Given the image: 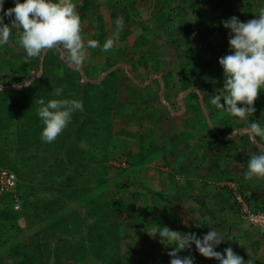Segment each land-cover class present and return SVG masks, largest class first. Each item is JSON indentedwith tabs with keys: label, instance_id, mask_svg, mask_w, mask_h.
<instances>
[{
	"label": "trees",
	"instance_id": "1",
	"mask_svg": "<svg viewBox=\"0 0 264 264\" xmlns=\"http://www.w3.org/2000/svg\"><path fill=\"white\" fill-rule=\"evenodd\" d=\"M111 1L112 8L115 10L121 7L122 12V15L111 17L112 21L119 22L123 19L127 24L134 19H142L143 11L140 9L139 0ZM220 1L222 0H153L156 15H149V23L144 20L137 22L143 28V32L134 40V46L149 43L147 32L154 30L157 36L164 33L170 37L172 53L181 60L179 77L175 76L172 68H169L171 59L157 58L153 64L154 74L161 78L162 86L168 90L167 95L165 92L168 96L166 99L171 100V93L175 96L170 106L162 95L164 92H155L159 103L164 107L173 106L172 108L176 110L178 101L176 98L189 101V110L186 111L191 114L186 116L185 130H182L180 138L175 140V147L170 146L169 153L172 158H169V153L161 145L149 142L141 145L140 151L127 153L129 158L124 157V160L129 168L112 164L111 157H115L121 149L118 145L114 148L112 142L116 135L113 130L114 120L123 114L119 109L122 103L119 100L121 96L130 95L143 87L144 92H140L141 97H144L143 102H148L149 105L154 103L151 99L152 94L147 93L150 89L145 82L139 83L130 74H123L125 81L122 80L123 76L120 73L122 67L118 62L110 60L104 69L99 70L100 72L94 76L93 72L97 70L94 65L90 64L89 70L84 73L80 68L69 65L63 52L57 47L43 51L39 57L31 59L19 57V64L23 65L21 73L16 68L18 65L16 62L8 66V81L15 87L0 90V167L3 168L0 172L7 170L15 173L17 184L14 190L0 195V248L10 242L11 237L8 236L10 231H15L16 235L23 231L19 218L32 216L36 219L42 216V213H46L51 220L48 228L39 229L27 241L18 239L15 245L1 252L0 264H64L67 248L71 244L72 248L73 246L81 248L77 252L78 258L87 259L89 263L129 264V256L146 257L149 254L146 244L150 241L156 243L160 241L159 234L153 238L146 231L151 227L167 225L176 231L196 233L200 238L210 228H215L228 238L236 222L237 224L239 221L244 222L240 216L241 206L234 199L235 191L229 183L218 188L216 193H211L209 198L203 195L204 190L201 195L191 193L195 181L202 178V185L205 187L212 178L218 181L225 176L224 171L212 158L210 164L204 166L208 145L212 147L217 145L222 152L220 155L226 152L232 156L240 148L241 154L246 152L247 144L253 147V151H258L260 144L264 147V140L253 138L248 130L249 123L256 120L255 116L248 115L249 120L243 117L245 119L241 121V117H234L227 110L217 109L210 103L215 93L213 87L221 88L224 85V70L219 63L220 54H215L213 47L202 60L201 46L205 42H198L197 36V27L201 25L206 29L208 36L213 35L217 31V23L225 20L227 14H234L241 21H246L247 14L250 17L257 16L258 12L253 13L252 8L255 5L264 6V0L256 4L252 0H225L226 2L221 5L224 13L222 9L218 10ZM92 5L95 13L97 12L93 40L102 41L108 35V39L114 38L117 28L111 26L110 34L107 32L110 17H106L105 22L103 14L99 11L102 8L101 2L92 0ZM231 5H234L233 8ZM215 7L214 11L211 10ZM152 22L154 26L151 27ZM135 26L121 27L117 42L127 40ZM229 52L230 50L224 55ZM96 53H101V49H96ZM40 60L43 62V73L33 77L32 71L39 70ZM144 60L140 57L134 64ZM163 66H167V69L162 71ZM3 82L6 81L0 78V83ZM56 88L63 89V98L78 99L83 102L84 107L82 111L73 113L63 132L53 142L48 143L41 139L43 125L37 115L39 107L37 101L40 98L46 101L57 98L52 95ZM257 101L261 104L260 113H263L259 122L264 124L262 90L254 104ZM238 106H241L240 102ZM257 111L260 110L256 109L255 112ZM207 117L211 122L214 117L218 121V127L211 128ZM236 129L241 134L238 137H231L228 144L219 137ZM202 131L204 132L201 134ZM117 133L130 137L135 135L125 128H121ZM195 134L199 141L200 137L204 138L200 148L196 147L194 144L196 142L190 140ZM180 145L181 156H185V153L192 149L196 154L176 162L174 158H177L178 154L176 156L174 154L173 157V151ZM226 145L229 146V152L224 149ZM158 158L163 160L162 165L171 168L170 188L158 190L149 184L141 189L130 190L132 180L130 182L128 179L132 177V173L143 169ZM202 169L205 170L201 172ZM187 171L190 172L189 175ZM134 178L139 179L136 175ZM166 181L167 179L163 178L161 183ZM112 184L117 187L116 192L110 190ZM127 192L138 200L145 199L140 209L142 216L140 213L135 215L134 212H128L125 218L123 217L125 209L114 206L113 202L118 195ZM256 195L255 190H252L251 196L247 194L243 196L252 210L264 211V198L256 200L254 197ZM178 196L180 201L177 199L173 201V198ZM16 197L21 202L19 209L14 207ZM189 200H194V204L188 211L183 203H188ZM75 201L82 202L80 207H89V211L71 206ZM172 204L181 207L176 208L173 213ZM158 206L162 207L160 211H157ZM132 207L135 208V203ZM197 209L201 218L184 223V217ZM127 227H132L133 235L140 240L137 242L140 247L122 251L121 238L128 232ZM251 227L264 234L261 228ZM57 233L68 236L59 240L55 238ZM164 245L166 248L162 254L140 264H170V251L166 249L169 246L174 249L175 244ZM178 254L192 255L194 264H219L217 260L214 263L210 262L209 258L200 254L194 243L191 249H182ZM238 255L244 260L249 257L243 252ZM256 262L262 263L259 260Z\"/></svg>",
	"mask_w": 264,
	"mask_h": 264
},
{
	"label": "rangeland",
	"instance_id": "2",
	"mask_svg": "<svg viewBox=\"0 0 264 264\" xmlns=\"http://www.w3.org/2000/svg\"><path fill=\"white\" fill-rule=\"evenodd\" d=\"M225 0L220 1V6L218 5V10L222 9L223 13L225 10H223V7H221V5L223 4ZM251 1V0H249ZM254 2V4H256L258 1L260 0H252ZM153 0H139V6L140 9L143 11V17L142 19L139 20H144L147 21L149 23V15L153 14L156 15V12H154V4L152 3ZM226 2V1H225ZM224 2V3H225ZM227 5H229V3H226ZM232 4V3H231ZM234 5H231L230 7L233 8ZM109 7L108 11H101V13L103 14L104 18H105V22H107V18L106 17H110V21H109V28L111 29L112 27H116L117 28V24H118V20H114L112 21L111 17L114 18L115 16H119L122 15L121 12V7H119L118 9H113L112 5L107 6ZM260 7L258 6H254L252 8L253 13H257L258 9ZM215 8H212L211 10H215ZM152 11V12H151ZM245 12V11H243ZM106 14H108L106 16ZM234 14H227V18L232 17ZM176 16V14L174 15ZM236 16V15H235ZM257 16H253L250 17L247 14V20L249 19H253L256 18ZM138 19H134L131 23H123L122 27L124 28H129L132 26H135L137 24V22L139 21ZM96 21L94 22L93 26L94 28L91 29L93 32L96 29ZM108 24V23H107ZM152 25L154 26V23L152 22L150 24V26L152 27ZM218 27H217V31H215V33H213V35L209 36L207 35V31L206 29L201 25L199 27H197V36H198V42H205V44H202L201 49L203 50V52H201V56H202V60L205 59V57L208 56L209 54V50L212 49L215 50V54H220V57H222V55H224L225 53H227L230 50V46H229V40H228V34L230 32V29L225 28L223 26V23H217ZM132 34L129 36V38L125 41L121 42V45L116 43V47L114 48V50L109 53L108 55L106 53H102V46L105 42V40L108 39L109 35L107 36V38L103 39L102 41H98V46L96 48H89L87 50V55L83 61V63L80 66H73L74 68H80L84 73H86L89 68H90V64L94 65L97 70L93 72V75L96 76L100 71L102 70L100 69L101 66H105V64L107 62H110V60L112 62H118L119 65H121L122 67V71L120 72L122 77V80L125 81V75L130 74L132 78H134L135 80L139 81V83H144L149 85V91L147 92L148 94H152L151 95V99H153L154 103L149 105L148 102H143L144 97H141L142 95L140 94L144 92V88H138V91H134V93H130V95H126V96H121L120 99L124 100L125 105L123 103H121V107L119 108L120 111H125V113L127 114V118L129 120V123H124V119L122 118L124 115H120L118 118H116L114 120V124H113V130L115 132L116 135H114L112 142H114V148H116V146L118 145V147L121 145L123 147L128 148V145L130 144V147H134L131 150H136L138 149L137 144L136 143H129L126 141H121L120 137H119V133H117V131H119L121 128L125 127L126 125H134V126H138V132L140 133L142 131V127L149 125V121L152 120H161V122L163 123V127L167 128V132L165 131V133L167 135H165V138L167 137V140L169 141V139H172L173 137L175 138L178 135V132L181 129L182 124H180L181 120H183V118L186 117V115H183L184 113L181 111L183 110H189V101L184 100L183 98L178 99L176 98L177 101V105H176V109L178 110H173L174 113H172V111H169V109L167 108H171L174 109L171 106L170 102L173 103L175 96L174 93H171L170 99L172 100H168L166 98H168L167 93L168 90L166 87H163L162 85V80L160 77H158V75L154 74V61H156L157 58H161V59H171L170 61V65L169 68H172L174 70V74L176 77H179L180 74V65L179 63L181 62L180 58L177 57L176 55H174L172 53L173 48H171L170 46V37L165 36L164 33L160 34V36H157L156 31H152V32H147V35L149 36V43L142 45V46H134V40L136 39V37L138 35H140L143 32V28L140 25H136L133 29ZM150 31V30H149ZM89 36H84L82 35V39L85 41V43H87L88 40H93L94 38L91 36L92 34L88 32ZM169 44V45H168ZM120 46V47H119ZM119 47V48H118ZM118 48V49H116ZM96 49H101V53H96ZM143 58L145 59L144 61H141V63H136L139 60V58ZM192 58V57H191ZM40 62V65H42V60L38 61ZM37 62V63H38ZM11 64V63H9ZM39 65V64H38ZM20 71V73L22 72V66L23 65H16ZM171 66V67H170ZM41 66H39L40 68ZM37 68V67H36ZM43 68V66H42ZM191 67H188V69H190ZM164 69H167V66H163L162 67V71ZM0 78L4 81H6L5 83H0V90H10L12 88H14L15 86L11 85L8 81V71L9 68L6 66L4 68H0ZM12 70V69H11ZM18 73V74H20ZM43 73L42 71L40 73H37L36 75H34L33 77H37L39 74ZM161 73V72H160ZM40 76V75H39ZM166 78V76H164V79ZM31 80V78H29ZM214 89V95L217 94H223L225 92V90L223 89V87L218 88V86L213 87ZM262 92H264V89H261ZM260 90V91H261ZM164 92V94L162 93L164 97V99L170 104V106H166L164 107L163 105H161L158 101V97L156 94H154L155 92ZM170 91V90H169ZM259 91V92H260ZM166 92V95H165ZM171 92V91H170ZM203 101V100H202ZM143 102V103H142ZM179 102V104H178ZM205 102V100H204ZM221 102L223 103V98H221ZM139 105L148 108L149 112H147V114H145L143 116V120L141 119V114L142 111H138L137 113H134V110H136V108L139 107ZM146 105V106H144ZM148 106V107H147ZM255 109H259L260 111L254 112L252 114H248L251 116H255L256 120L261 119V115L263 113L261 112V104L259 101H257L254 105ZM117 108V107H116ZM118 109V110H119ZM176 112V113H175ZM171 113V114H170ZM191 114V112H190ZM161 115L162 117L157 119V116ZM170 115V116H169ZM248 115H246L245 117H247L248 119ZM156 117V118H155ZM155 118V119H154ZM174 119H176V122L172 121ZM165 119V121H164ZM198 119V118H197ZM220 119V117L218 118ZM245 118H242V120H244ZM208 120V124L211 128H217L218 127V121L212 117L213 122H211V120L207 117ZM138 121V122H137ZM169 123V127H168V123ZM204 121H206L204 119ZM132 122V123H131ZM207 122V121H206ZM145 124V125H144ZM133 127V126H131ZM135 129V127H133ZM170 128V129H169ZM204 131L201 132V134ZM119 134V135H118ZM177 134V135H176ZM197 134V133H196ZM196 134L191 136L192 139H190L196 145L197 148H200V143L204 142V138L200 137V141L199 139L196 138ZM200 134V135H201ZM241 132H239V130H235L232 131L229 134L226 135H219V137L223 140V141H227L226 144H228L229 140L231 137H238V135H240ZM199 135V136H200ZM204 135V134H203ZM202 138V139H201ZM152 142V139H150V135H148V139L145 140L144 143H149ZM161 145L165 151H167L168 153H171L170 150V146L172 145L173 147L176 145L174 142L172 143L171 140L169 141L168 144H159ZM248 148L246 147V152H242V149H238L236 152H234L233 156L232 155H227L228 153H223V155H220V153H222L217 145L215 147H212L210 145H208V148L206 149V165L204 164V166H207L208 164H210V160L211 158L213 160H216V162L218 163V167H220L223 171H224V177L222 180H218L216 179V181H214V178H209L211 179L209 181V183L204 187V185H202V181L198 180L195 181L194 186L191 189V193L192 194H198L201 195V193L204 190L203 195L207 196L210 194V192L216 193V191H218V188L226 185V184H236L237 186H239L241 193L245 196V194H247L248 196L252 195V190H255L256 192V196L255 199L256 200H261L264 198V178L261 177H254L251 180H245L244 179V172L246 170L247 167V160L250 158V156L252 154L258 153L259 151L262 150L263 145L260 144L258 151L256 150H252L253 147H251L250 144H247ZM194 148V147H193ZM229 146H225V150L229 152ZM118 149V148H117ZM116 149V150H117ZM193 150V149H192ZM192 150L187 151L185 154V156H181V151H179L178 149L173 151V157L174 154L175 156L178 154L177 158H174V160L176 159V162H178L179 160H186L187 156H191V154H196L195 152H192ZM14 151V150H13ZM138 151V150H137ZM169 153V158H172L170 156ZM124 157H128L127 155H124V153H122L119 149L117 155L115 157H111V162L112 164H114L115 166H119L120 164H122L124 162ZM129 158V157H128ZM160 159V158H158ZM186 162V161H185ZM178 164V163H177ZM188 164V163H186ZM157 163L154 164V166L156 167ZM162 163H160V167ZM124 167H127L124 166ZM2 167H0L1 169ZM129 168V167H127ZM157 168V167H156ZM3 169V168H2ZM6 169V168H4ZM165 169V168H163ZM159 170H162V168L159 169H155V168H149L148 170L145 171L144 169V175H143V180L139 179H135L134 175L135 173H132V177H130V179H128L131 182V186H130V190H136V189H141L144 187H147L149 184H152V182L155 183H159L160 182V176L158 174ZM205 169H202L201 172H203ZM140 172V171H139ZM137 172V173H139ZM164 172V171H163ZM141 173V172H140ZM207 173V172H205ZM112 175L114 174V171H112L111 173ZM158 174V176H157ZM190 172L187 171V175H189ZM142 176V175H141ZM228 177H230L228 179ZM234 177V179L232 178ZM138 178V177H137ZM176 178H179V176H176ZM179 180V179H178ZM182 180V179H181ZM179 180V181H181ZM183 182V181H182ZM228 184V185H229ZM146 185V186H145ZM230 186V185H229ZM243 188V189H242ZM110 190H112L113 192L117 191V187L112 184L110 186ZM243 190V191H242ZM208 192V193H207ZM207 193V195H206ZM179 200L180 201V196L173 198L174 200ZM233 200V198H232ZM145 202L144 198L141 199H136L130 192L124 193V194H120L118 195L117 199L113 202L114 206H120V208L125 209L123 212V217L126 218L127 213L128 212H134L135 215H138V213H140L141 215V205H144L143 203ZM193 204L192 202H194V200H189L188 203H183L185 204L184 207L189 208V204ZM21 203V202H20ZM135 203V208L132 207V204ZM82 204V202L80 201H75L72 203L71 206L76 207L77 209L82 208L85 211H89V207H80ZM118 204V205H117ZM173 205V204H172ZM176 206V207H175ZM173 205L172 208V212L174 213L176 211V208L181 207V205ZM137 208V209H136ZM162 207L158 206L157 211H160ZM0 210H1V205H0ZM198 209L195 210V212H193L192 214L189 212L188 217H184V223H188L189 221H193L194 218H201L200 215H198ZM200 214V213H199ZM142 216V215H141ZM56 217V216H55ZM149 220L150 217H148ZM49 219L48 216H46V213H42V216L40 215V217L38 218H34L32 216L28 217H21L19 218V223L22 226L23 231L19 233V235H16L15 231H10L9 235L11 237L10 242L7 243V245H5L4 247L0 248V253L5 251L9 246H13L18 242V239L20 240H25L27 241V239L29 237H31L33 234H35L39 229H44V228H48V224H49ZM237 224L233 227V229L231 230V233L229 234L230 237L226 238L221 242L220 245L217 246L216 250H221V252L223 253V250L226 247H231L233 249V251L235 253H240L243 252L245 255H248L249 257L245 259V264H248V260H252L253 264H263L264 263V234L255 231L256 229H253L251 227V225L244 221ZM128 232L125 233V235H123V238H121V245H122V251H131L133 250L135 247H140L139 242L140 240H138L137 237H135V235H133L134 231L132 232V227H127ZM134 230V228H133ZM222 234V233H221ZM223 235V234H222ZM67 234H61V233H57V236H55L56 239L62 240L64 237H67ZM225 236V235H224ZM249 236V237H248ZM57 242V241H55ZM147 242V240H146ZM149 242V241H148ZM147 242V243H148ZM147 245V248L149 249V254L145 257H133L132 255L129 256V264H140L143 262H147L148 260H150L151 258H154L160 254H162L166 248V246L161 243L160 241H157V243L155 241H150ZM67 246V245H66ZM173 249L172 246L167 247L166 250L171 251ZM78 250H81L80 247H74L72 248V244L70 245L69 248H67V252L65 254V260H64V264H93V263H89L87 259H80L78 258ZM251 257V258H250ZM82 260V261H81ZM261 261L262 263H257L256 261ZM210 262H215L216 259L215 258H209ZM100 263V261H99ZM101 264V263H100Z\"/></svg>",
	"mask_w": 264,
	"mask_h": 264
},
{
	"label": "clouds",
	"instance_id": "3",
	"mask_svg": "<svg viewBox=\"0 0 264 264\" xmlns=\"http://www.w3.org/2000/svg\"><path fill=\"white\" fill-rule=\"evenodd\" d=\"M3 5L4 0H0V11L3 12L0 15V48L9 43L12 28L22 30L18 42L29 59L39 57L45 50L59 47L69 65L80 66L87 49L98 46L96 40L85 43L82 39L80 13L73 0H14V5L8 9H4ZM257 14L256 18L247 21H241L235 15L222 21L223 26L230 29V52L219 58L224 70L225 92L214 95L210 103L217 109L227 110L234 117L243 118L254 113V101L259 91L264 89V6L258 9ZM13 15L11 25L4 23V16ZM123 23V19L119 20L116 36L105 40L102 46L104 53H111L116 47ZM40 66L39 70L32 71L33 75L43 72ZM62 93V88H56L52 95L57 98L47 101L40 98L37 101V115L43 125L41 139L48 143L63 132L73 113L82 111L84 107L82 101L63 98ZM238 102L241 106H238ZM248 130L253 138L264 140V124L259 120L251 121ZM120 165L126 166V161ZM254 177L264 178V147L247 160L244 179ZM146 231L153 238L159 234L161 243L175 244V248L169 252L170 264H194L192 255L178 254L182 249H191L193 243L200 254L215 258L219 264H245L244 258L231 247H226L223 253L215 250L225 238L215 228H210L202 238L196 233L176 231L167 225L154 226ZM248 264H253V261L248 260Z\"/></svg>",
	"mask_w": 264,
	"mask_h": 264
},
{
	"label": "crops",
	"instance_id": "4",
	"mask_svg": "<svg viewBox=\"0 0 264 264\" xmlns=\"http://www.w3.org/2000/svg\"><path fill=\"white\" fill-rule=\"evenodd\" d=\"M73 2L77 5L78 11L80 13L81 35L89 36L88 32L93 35L95 31L93 32L91 29L94 28L93 24H94L95 20H97V12L95 13V11L93 10L95 8H93L92 0L91 1L90 0H83V4L82 5H81V0H73ZM99 2H101V4H102V8L99 11H108L109 7H107V6H110L111 3H112L111 0H97V3H99ZM13 5H14V0H4L3 8L4 9H8V8L12 7ZM0 15H3L2 11H0ZM13 20H14V15L13 16H4V23H6V24L11 25ZM21 31L22 30H19V29H16V28H12V35L10 36L9 43L6 44L5 46H3L2 48H0V68L1 67L4 68L6 66L8 67V66L12 65V63H15V62L18 65H20L21 63L19 64V57H21V56L23 58L26 57V53H25L24 49L22 48V46L18 42L19 41V34H20ZM107 32L110 34V28L109 27H107ZM121 42L122 41L117 42V43L121 45ZM118 48H116V49H118ZM9 63H11V64H9ZM104 67L105 66H101L100 69H104ZM0 71H2V70H0ZM119 100L124 105H125V103H127V102H125L122 99H119ZM167 109H169V111H172V113H174L173 112L174 109H171V108H167ZM138 111H140V112L142 111V114H141V119L142 120H143V116L145 114H147V112H149L148 109L141 108V106L136 108V110H134V113H137ZM182 111L184 112L183 115H186L187 117L190 116V114L187 113V111H185V110H182ZM122 115H124L122 117L124 119L123 120L124 123H129V120L127 118V114L125 113V111H123ZM160 117H162V116L161 115L157 116V119L160 118ZM185 119H186V117L183 118V120H181V122H180V124H182V126H181L180 131L178 132V135L176 134L177 136L175 138L173 137L172 139H169V141L171 140L172 143L173 142L175 143V140H178L180 138V136L182 135L181 131L185 130V126H186V120ZM164 121H165V119H164ZM172 121L176 122V119L173 118ZM149 123H150L149 125H146V126L141 128L142 131L140 133L138 132L139 131L138 130V126L126 125L125 127H123L125 129H127L129 132L135 133V135L130 137L127 134H120L119 137H120L121 141L123 142V141L127 140L128 144L129 143H136L137 147H138V149L133 151L131 149H133L134 147H130V144L128 145V148L123 147V146L120 145L121 146L120 151L122 153H124V155H127V153H129V151H131L133 153H136V152L140 151L141 150L140 146L143 145L145 140L148 139V135H150V139H152V142L154 144H156V145H159V144H165L166 145V144L169 143V141L167 140L168 136L165 138V135H167L165 133V131L167 132V128L163 127V123L161 122V120H159V121L158 120H154V121L150 120ZM165 123H168V121L165 122ZM131 126L135 127V129L133 127H131ZM168 127H169V123H168ZM125 138H126V140H125ZM181 146L182 145L178 146L176 149H178V150L180 149L181 150V148H182ZM174 150H175V148H174ZM162 162H163V160L161 158L160 159H156V160L152 161L149 165L144 167L143 169L138 170L137 172L140 171L141 173L140 172L139 173L136 172L135 175L138 178L140 177V180H143L144 169L146 171L149 168H155V169L162 168V170H159V172H158V174L160 176V182L159 183L152 182L153 186L156 189H158V190L167 189V187L170 188L169 184L172 183V180L170 178V172H171L170 169L171 168L169 166H167V165H161L162 167H160L159 165ZM155 163L159 164V165L156 166L157 168L154 166ZM163 168H165V169H163ZM158 174H157V176H158ZM163 178H165V180L167 179L166 183L165 182L161 183ZM200 180L202 181V178ZM207 193H206V195H207ZM211 193H213V192H210V194ZM210 194H209V196H206V197L207 198L211 197ZM192 203L194 204V202H192ZM193 204H191V202H190V204H189L190 206L189 207H192ZM187 210L189 211V208ZM188 215H187V217H188Z\"/></svg>",
	"mask_w": 264,
	"mask_h": 264
},
{
	"label": "built area",
	"instance_id": "5",
	"mask_svg": "<svg viewBox=\"0 0 264 264\" xmlns=\"http://www.w3.org/2000/svg\"><path fill=\"white\" fill-rule=\"evenodd\" d=\"M17 184V177L15 173L4 170L0 172V195L7 191L14 190ZM232 189H234V199L241 206V218L248 222L250 225L261 228L264 230V211L252 210V207L246 202L244 196L239 191V186L236 184H230ZM15 195V194H14ZM14 207L16 209L20 208V202L16 197Z\"/></svg>",
	"mask_w": 264,
	"mask_h": 264
}]
</instances>
